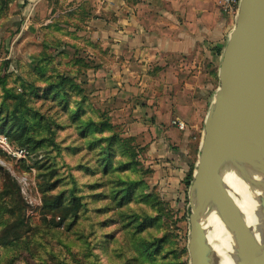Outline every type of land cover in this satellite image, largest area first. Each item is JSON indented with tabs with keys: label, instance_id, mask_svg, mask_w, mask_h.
Returning a JSON list of instances; mask_svg holds the SVG:
<instances>
[{
	"label": "rangeland",
	"instance_id": "1",
	"mask_svg": "<svg viewBox=\"0 0 264 264\" xmlns=\"http://www.w3.org/2000/svg\"><path fill=\"white\" fill-rule=\"evenodd\" d=\"M62 4L0 0V221L18 214L25 223L19 239L0 244V264H190L185 182L210 107L145 135L152 126L131 110L153 91H123L130 101L118 96L119 78L103 87L84 13ZM43 195L82 206L64 216Z\"/></svg>",
	"mask_w": 264,
	"mask_h": 264
},
{
	"label": "crops",
	"instance_id": "2",
	"mask_svg": "<svg viewBox=\"0 0 264 264\" xmlns=\"http://www.w3.org/2000/svg\"><path fill=\"white\" fill-rule=\"evenodd\" d=\"M61 1L63 11L84 13L83 34L89 35L88 42L97 41L102 52L96 74L103 87L108 78H119L118 96L130 101L134 97L121 95L123 91H143L145 86L153 91L141 102L145 105L131 110L152 126L145 135H157L154 122L168 123L174 114L187 121V113L196 116L212 105L222 53L235 23L221 12L219 0ZM172 167L169 174L179 177L182 170Z\"/></svg>",
	"mask_w": 264,
	"mask_h": 264
},
{
	"label": "bare ground",
	"instance_id": "3",
	"mask_svg": "<svg viewBox=\"0 0 264 264\" xmlns=\"http://www.w3.org/2000/svg\"><path fill=\"white\" fill-rule=\"evenodd\" d=\"M238 102L235 134L223 138L210 122L209 156L230 200L217 195L211 180L197 172L190 189L197 228L211 264H242L264 251L263 139L256 111L244 92Z\"/></svg>",
	"mask_w": 264,
	"mask_h": 264
},
{
	"label": "water",
	"instance_id": "4",
	"mask_svg": "<svg viewBox=\"0 0 264 264\" xmlns=\"http://www.w3.org/2000/svg\"><path fill=\"white\" fill-rule=\"evenodd\" d=\"M235 23L218 68L219 85L212 105L204 120L203 136L196 171L209 178L217 195L229 201L226 189L219 181L211 160V123L224 138L236 133V116L240 108L238 95L244 92L253 105L260 126L264 149V0H240ZM224 144L222 146L226 145ZM222 148V147H221ZM221 152V153H220ZM222 155L224 152L221 150ZM190 200V190H189ZM188 254L190 264H211L209 250L203 244L197 228L193 204L189 203ZM242 264H264V251L260 257L247 258Z\"/></svg>",
	"mask_w": 264,
	"mask_h": 264
},
{
	"label": "trees",
	"instance_id": "5",
	"mask_svg": "<svg viewBox=\"0 0 264 264\" xmlns=\"http://www.w3.org/2000/svg\"><path fill=\"white\" fill-rule=\"evenodd\" d=\"M191 176L187 175V180L185 182V187L190 186ZM4 191V189L2 190ZM49 198H46L43 195L42 202L49 203L46 207L50 209L52 207H57L59 211L65 210L64 216L69 213L75 214L79 207L82 206L80 198L74 196L69 204L62 205L61 198L56 196L53 200L48 201ZM16 204V203H14ZM62 205V206H61ZM51 216L59 217L55 212H51ZM25 223L23 222V217L21 215H16L13 219H7L6 221H0V244H9L12 241L19 239L24 234Z\"/></svg>",
	"mask_w": 264,
	"mask_h": 264
},
{
	"label": "built area",
	"instance_id": "6",
	"mask_svg": "<svg viewBox=\"0 0 264 264\" xmlns=\"http://www.w3.org/2000/svg\"><path fill=\"white\" fill-rule=\"evenodd\" d=\"M240 0H219V8L221 12L231 17H235ZM172 125L178 130H183L185 128V122L180 119H173Z\"/></svg>",
	"mask_w": 264,
	"mask_h": 264
}]
</instances>
